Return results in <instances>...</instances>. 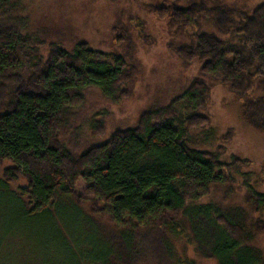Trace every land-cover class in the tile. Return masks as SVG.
<instances>
[{"label": "trees", "instance_id": "16d2710c", "mask_svg": "<svg viewBox=\"0 0 264 264\" xmlns=\"http://www.w3.org/2000/svg\"><path fill=\"white\" fill-rule=\"evenodd\" d=\"M178 1L159 8L170 6L186 17L184 34L194 33L187 59L199 57V44L207 45L205 58L199 57L202 70L232 90L234 80L245 82L241 115L264 132V74L256 73L264 57V3L252 10L234 0ZM191 4L200 5L199 15L192 17ZM23 8L24 0H0V158H9L30 177L27 192L12 190L0 178V264H21L18 258L9 261L11 252L3 253L5 240L16 236L33 242V264H111V238L73 195L79 180L89 183L93 201L101 202L116 224L108 231L128 245L134 236L129 225L167 222L176 225L174 230L185 225L195 236L208 234L206 247L216 264H261L264 256L251 244L234 212L238 208L221 211L212 201L200 202L211 187L226 183L219 169L228 167L245 177L244 200L264 225V192L240 171L246 162L232 156L225 163L188 142L191 130L207 123L200 109L208 86L192 82L167 106L143 111L135 126L75 153L57 137L66 114L88 87L119 101L128 93L131 74L121 55L85 41L66 48L33 34ZM204 25L212 31L201 29ZM224 67L235 75L225 76Z\"/></svg>", "mask_w": 264, "mask_h": 264}, {"label": "rangeland", "instance_id": "374dc122", "mask_svg": "<svg viewBox=\"0 0 264 264\" xmlns=\"http://www.w3.org/2000/svg\"><path fill=\"white\" fill-rule=\"evenodd\" d=\"M183 2L179 0L177 4ZM233 3L253 10L264 0H234ZM166 5H170V0H24L23 10L33 34L66 48L85 41L90 47L121 55L131 74L125 84L128 93L119 101L105 97L98 88L84 89L81 100L66 114L65 124L57 130L59 141L81 154L105 142L116 130L135 126L143 111L167 106L192 82L200 80L209 91L200 109L207 123L191 130L189 144L225 163L230 162L232 156L244 160L246 163L240 171L247 173L251 184L264 192V132L253 128L241 115V97L247 90L244 80V83L234 80L232 90L205 74L200 59L205 58V44L196 48L201 51L202 55L196 52L200 58L187 59L186 46L194 33L185 35L189 31L186 17L176 8H159ZM189 8L192 17L199 15L200 5L191 4ZM218 19L217 24H220ZM169 26L177 34L171 33ZM207 28L209 26L204 25L201 29L212 31ZM222 70L225 76L232 78V69L224 67ZM256 73L264 74V57ZM2 109L0 100V111ZM252 120L260 123L257 117ZM206 136L210 139H205ZM227 168L219 169L226 183L211 187L208 194L200 197V202L212 201L221 211L238 208L234 212L251 234V244L264 256V225L256 219L260 215L250 213L248 200H244L246 189L242 183L245 177ZM0 178L14 191L27 192L29 188V175L9 158H0ZM88 188L89 183L79 180L73 195L88 212L98 217L105 228L102 233L111 238L115 248L111 264H216L206 247L208 234L195 236L189 226L181 225L182 229L174 230L176 225L167 222L129 225L127 228L134 232L129 245L122 238L112 236L109 231L116 224L102 209L103 204L93 201ZM33 245L23 236L10 237L4 242L3 253H12L11 263L18 258L21 264H33Z\"/></svg>", "mask_w": 264, "mask_h": 264}]
</instances>
